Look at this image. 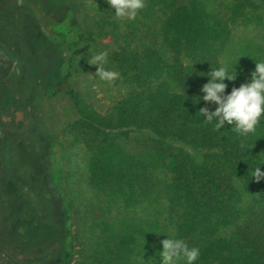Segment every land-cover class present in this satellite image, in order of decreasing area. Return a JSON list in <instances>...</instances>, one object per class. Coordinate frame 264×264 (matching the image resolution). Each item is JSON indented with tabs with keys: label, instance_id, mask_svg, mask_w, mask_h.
I'll list each match as a JSON object with an SVG mask.
<instances>
[{
	"label": "trees",
	"instance_id": "16d2710c",
	"mask_svg": "<svg viewBox=\"0 0 264 264\" xmlns=\"http://www.w3.org/2000/svg\"><path fill=\"white\" fill-rule=\"evenodd\" d=\"M53 1L29 3L47 4L41 7L50 12ZM57 2L68 9L61 23L50 13L47 24L62 30L69 48L112 36L116 48L107 66L121 73L117 81L127 89L98 112L69 82L72 61L64 79L47 88L48 97L70 100L73 119L65 130L85 154L92 195L62 187L63 142L46 143L58 210L43 215L31 206L26 213L32 195L17 203L25 208L23 235L7 246L19 262L152 264L169 236L200 248L196 264H264V179L249 172L264 153V120L247 137L231 126L217 131L199 112L216 106L195 103L209 80L203 73L236 52L235 29L264 26V0H145L135 19H116L106 0ZM225 83L226 94L237 87ZM137 210L144 216L132 214Z\"/></svg>",
	"mask_w": 264,
	"mask_h": 264
},
{
	"label": "rangeland",
	"instance_id": "374dc122",
	"mask_svg": "<svg viewBox=\"0 0 264 264\" xmlns=\"http://www.w3.org/2000/svg\"><path fill=\"white\" fill-rule=\"evenodd\" d=\"M53 2L55 7L49 12L43 8L47 4L41 7L38 3L40 9H36L29 0H0V264H22L7 246L9 240L21 241V213L25 214V208L17 203L32 195L34 204L26 205V213L31 206L43 210V215L58 210L60 190L47 176L46 143L53 145L57 139L63 142L65 154L58 169L64 179L62 187L69 184L75 191L85 188L86 198L92 195L86 182L85 154L81 145L74 146L65 130L66 123L73 119L70 100L61 95L48 97L47 88L64 79V67L72 61L69 82L98 112L105 113L127 89L118 81L110 85L99 81L95 76L97 66L88 63L97 52L107 51L109 55L116 48L112 36L96 37L84 46L69 48L62 30L47 24L50 13L53 23H61L68 9L56 7L57 0ZM234 34L237 54L227 52L222 64L230 70L236 67L238 88L250 82L255 62L264 61V26L238 27ZM57 38L62 42L59 47H55ZM243 59L245 63L240 64ZM186 149L193 153L191 148ZM13 189L17 190L11 194ZM132 214L144 216V211ZM160 252L152 264H161Z\"/></svg>",
	"mask_w": 264,
	"mask_h": 264
},
{
	"label": "clouds",
	"instance_id": "9594fccd",
	"mask_svg": "<svg viewBox=\"0 0 264 264\" xmlns=\"http://www.w3.org/2000/svg\"><path fill=\"white\" fill-rule=\"evenodd\" d=\"M116 19H135L138 13L144 9L145 0H106ZM88 63L97 66L95 76L105 84L117 81L121 73L107 67L109 63L108 52L99 51L92 56ZM193 74V73H192ZM191 74V75H192ZM209 80L203 85V96L197 98L195 103L202 99L205 103L214 104L215 110L209 111L207 107L199 112L205 117V122H215L214 129L219 131L226 126H231L232 131L242 137L255 133L257 126L264 120V61L255 62V70L250 75V82L233 87L226 94L228 84L225 81L237 79L236 67L230 70L228 65L211 67V71L203 73ZM255 166L249 168L250 176L257 182L264 179V153ZM167 236V235H166ZM161 241L162 251L159 253L161 264H196L200 259L199 247H190L180 238H172Z\"/></svg>",
	"mask_w": 264,
	"mask_h": 264
}]
</instances>
